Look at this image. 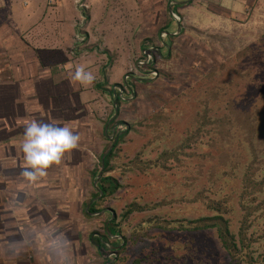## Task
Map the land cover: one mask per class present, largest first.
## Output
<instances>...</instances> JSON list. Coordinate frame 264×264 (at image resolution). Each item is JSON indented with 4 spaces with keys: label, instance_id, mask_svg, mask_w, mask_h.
Wrapping results in <instances>:
<instances>
[{
    "label": "rangeland",
    "instance_id": "obj_1",
    "mask_svg": "<svg viewBox=\"0 0 264 264\" xmlns=\"http://www.w3.org/2000/svg\"><path fill=\"white\" fill-rule=\"evenodd\" d=\"M54 3L48 0V4ZM74 3L75 11L63 6L64 12L56 17L63 19L60 35L66 36L68 18L72 17L68 13L75 12L73 51L94 45L96 38L99 49L93 50H105L97 60L105 64L103 74L95 80L96 84L103 82L104 100L94 90L97 105L93 112L101 120H98L101 129L93 137L103 135L106 118L112 111L111 101L118 95L119 110L113 117L112 131L115 130V135L128 131L110 162L109 175L122 187L107 199L104 204L107 210L98 215H83L86 201L72 212L65 203L49 205L48 233L1 236L4 256L7 252L6 258H12L14 264H104L91 246L89 235L102 234L107 219L103 213L109 210L116 222L121 223V235L128 240L134 236L133 244L129 243L123 254L115 256L117 264H131L134 260H141L140 264H210L208 257L199 252L201 249L220 262L221 252L214 234H208L207 238L200 234L194 241L189 238L193 232L162 229L155 221L195 219L201 214L194 208L197 204L187 200L201 188L203 176L217 161L204 159V154L213 149L198 144H190L176 159L186 134L198 129L202 121L228 114L231 101L242 109L250 105L264 108V0H74ZM44 12L40 14L46 20L43 28L51 34L53 27L48 23L53 15ZM116 13L121 20L111 16L120 22L107 25L106 14ZM40 15L34 13L33 20ZM85 35L94 43L85 42ZM43 47L48 49L50 43ZM148 62L152 64L147 65ZM138 67L142 69L140 74ZM131 76L142 79L131 83ZM108 92L113 96L110 99L106 96ZM71 98L74 99L73 94ZM110 122L105 124L108 143L102 136L94 138L87 156L81 154L80 143L74 149L79 153L64 154L63 158L69 161L70 157L71 165L83 163L87 172L93 168L100 171L102 146L109 144L114 135L109 132ZM88 143L91 145L90 140ZM200 170L205 172L203 176H199ZM84 175L81 188L88 200L94 193V179L93 174ZM131 202L161 206L134 213L121 222V213ZM13 223L10 221L8 225ZM120 238L115 236L113 240ZM201 240L207 245L203 246ZM38 249L39 258L35 261ZM9 263L5 260V264Z\"/></svg>",
    "mask_w": 264,
    "mask_h": 264
},
{
    "label": "crops",
    "instance_id": "obj_2",
    "mask_svg": "<svg viewBox=\"0 0 264 264\" xmlns=\"http://www.w3.org/2000/svg\"><path fill=\"white\" fill-rule=\"evenodd\" d=\"M23 1L0 0V236L47 234L49 205L65 203L72 212L73 208L78 209L82 202L88 201L81 188V177L84 179V174L88 173L92 175L94 168L87 172L83 163L71 165L69 156V161L63 158L60 165L51 166L47 176L35 183L29 182L21 174L25 168L21 147L25 123L36 120L57 126L67 125L80 136L81 154L87 156L94 138L101 139L102 136L106 143L109 142L105 124L117 115L114 101H111L112 111L104 124V136L93 137V133L101 129L98 124L100 119L93 111L97 105V92L104 100L105 93L101 89L103 82L96 84L94 81L87 87L78 82H69L76 66L84 65L85 70L92 71L97 80V76L103 74L105 65L97 61L105 50H93L99 49L95 45L99 42L98 38L94 45H88L89 49L87 46L86 50L83 48L79 51L80 48H77L73 51L75 12L68 13L72 17L68 18L66 36L60 35L63 27L59 26L63 19L56 17L64 12L61 10L63 6L75 11L74 0H54V4H48V0H28L29 5ZM44 11L53 15L51 23H48L53 27L51 34L43 28L46 20L41 19L40 14H44ZM34 13L40 17L33 20ZM111 15L121 20L120 15L106 14L107 25L115 26L114 21H120ZM88 42L92 43L91 40ZM45 43H50L48 49L43 47ZM111 81L117 83L116 80ZM72 94L74 99L71 98ZM106 96L108 99L113 97L110 92ZM106 146H102L101 154ZM75 153L79 151L73 149L65 154ZM10 221L15 224L8 225ZM1 252L0 264L2 258L7 260L4 252ZM39 253V249L35 251V261ZM15 260L18 261V258Z\"/></svg>",
    "mask_w": 264,
    "mask_h": 264
},
{
    "label": "trees",
    "instance_id": "obj_3",
    "mask_svg": "<svg viewBox=\"0 0 264 264\" xmlns=\"http://www.w3.org/2000/svg\"><path fill=\"white\" fill-rule=\"evenodd\" d=\"M84 40L86 42V35ZM159 51L157 54H160ZM149 64L152 62H148L147 65ZM138 69L140 74L142 69L140 67ZM137 79L142 78L131 76V83ZM119 100L118 95H115L113 102L115 113L119 110ZM227 110L228 114L225 113L218 118H208V121H202L198 129L187 133L180 150L175 155L177 159V155L182 154L190 144L213 149L210 150L213 154L209 151L203 158L215 160L217 163L206 173L202 170L198 172L199 176L205 173L203 176L205 181L201 182L204 184L191 199L187 200L190 204H197L194 208L201 212L200 216L195 219H173L167 222L156 220L155 223H158V227L162 229L177 228L181 231L193 232L194 234L189 238L194 241L198 240L197 236L200 234L205 238L210 233L214 234L221 252L220 262L214 261L208 251H204L205 249H198L202 255L208 257L210 264H264V108L256 109L255 106L250 105L242 109L231 101ZM201 119L204 120L205 116ZM114 122L115 119L108 126L110 134H114L113 138L100 156L99 168L102 157L106 154L99 179H97L98 169L93 170L94 193L83 205V215L86 217L107 210L105 202L122 187L109 175L112 170L110 162L128 129L124 133L115 135V130L112 131ZM229 177L233 179L230 180ZM160 206V203L140 205L131 202L122 211L120 221L125 222L134 213L150 211ZM103 215H107V219L103 223L102 234L95 237L89 235V241L104 264H117L115 256L123 254L129 243L133 244L134 236L130 235L128 240L121 235L119 232L121 223L116 222L111 211L108 210ZM149 223L154 224V221ZM115 236L121 238L113 240ZM201 244L207 245L206 241L202 240ZM8 255L6 252V257ZM110 255L112 256L109 257ZM7 260L10 261L9 264H14L12 258ZM140 263L141 260H134L131 264ZM2 264H5L3 258Z\"/></svg>",
    "mask_w": 264,
    "mask_h": 264
},
{
    "label": "clouds",
    "instance_id": "obj_4",
    "mask_svg": "<svg viewBox=\"0 0 264 264\" xmlns=\"http://www.w3.org/2000/svg\"><path fill=\"white\" fill-rule=\"evenodd\" d=\"M95 79L92 71H86L84 65H79L70 75L69 82H78L87 87L92 85ZM79 141L80 136L67 125L27 121L21 145L25 168L21 174L31 183L46 177L51 166L61 164L65 153L79 147Z\"/></svg>",
    "mask_w": 264,
    "mask_h": 264
},
{
    "label": "water",
    "instance_id": "obj_5",
    "mask_svg": "<svg viewBox=\"0 0 264 264\" xmlns=\"http://www.w3.org/2000/svg\"><path fill=\"white\" fill-rule=\"evenodd\" d=\"M181 29V27L180 26H178V31ZM110 150V149H109ZM106 154H104V156H105ZM104 156L102 157V162H101V167H100V171H99V173H98V175H97V179H99L100 177H101V173H102V170H103V159H104ZM96 184V183H95Z\"/></svg>",
    "mask_w": 264,
    "mask_h": 264
}]
</instances>
